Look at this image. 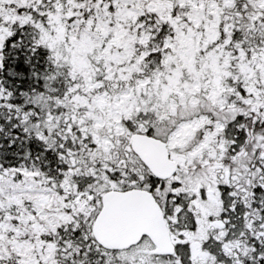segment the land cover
<instances>
[{"label": "snow or ice", "instance_id": "1", "mask_svg": "<svg viewBox=\"0 0 264 264\" xmlns=\"http://www.w3.org/2000/svg\"><path fill=\"white\" fill-rule=\"evenodd\" d=\"M0 264H264V0H0Z\"/></svg>", "mask_w": 264, "mask_h": 264}]
</instances>
